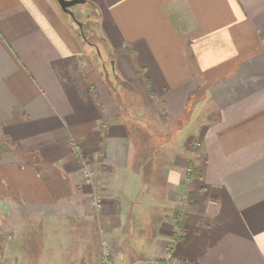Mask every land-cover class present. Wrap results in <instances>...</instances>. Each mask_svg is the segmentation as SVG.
<instances>
[{
	"label": "crops",
	"instance_id": "crops-1",
	"mask_svg": "<svg viewBox=\"0 0 264 264\" xmlns=\"http://www.w3.org/2000/svg\"><path fill=\"white\" fill-rule=\"evenodd\" d=\"M89 1L0 0V264H264V0Z\"/></svg>",
	"mask_w": 264,
	"mask_h": 264
},
{
	"label": "rangeland",
	"instance_id": "rangeland-1",
	"mask_svg": "<svg viewBox=\"0 0 264 264\" xmlns=\"http://www.w3.org/2000/svg\"><path fill=\"white\" fill-rule=\"evenodd\" d=\"M75 9H77L79 11V19L82 21V23L85 24V26H86V23L90 19H92V22H95L94 23L95 25H93L94 32L99 37L101 34H100V30H99V22H98V18H97V13H94L93 10L90 7H87L86 5H78L75 7ZM64 14H65L64 16L67 19L68 23L74 29L77 36L80 38L82 44L86 48L87 54L90 57V59L95 61V64L100 68V70L102 72L106 73L107 71H103V69H102V64H106V66H108V68H109V66H110L109 62H110L111 58L106 56L105 51H104L105 49L103 47V43H101V41H99L98 38H94V40L90 41L89 38H87L85 36V34L83 33V31L81 30L79 25L72 19V17L66 13H64ZM86 14H88V16L90 15L91 18H86V16H85ZM91 42H93V43H91ZM98 49L99 50L101 49L102 53L106 56V58H103L104 57L103 56V57H101L102 59H99V54H98L99 50Z\"/></svg>",
	"mask_w": 264,
	"mask_h": 264
},
{
	"label": "built area",
	"instance_id": "built-area-1",
	"mask_svg": "<svg viewBox=\"0 0 264 264\" xmlns=\"http://www.w3.org/2000/svg\"><path fill=\"white\" fill-rule=\"evenodd\" d=\"M82 175L84 178V182L86 184H92V185L94 184L93 173L90 169V166L83 158H82ZM102 255H103L102 264H114L113 253L111 251V248L106 242L103 245ZM168 258H171V253L168 254Z\"/></svg>",
	"mask_w": 264,
	"mask_h": 264
},
{
	"label": "trees",
	"instance_id": "trees-1",
	"mask_svg": "<svg viewBox=\"0 0 264 264\" xmlns=\"http://www.w3.org/2000/svg\"><path fill=\"white\" fill-rule=\"evenodd\" d=\"M87 7H90L94 13H97V18H98V22L100 21V12H99V9L96 5H94L93 3H91L89 0L87 1V3L85 4ZM62 12V11H61ZM63 15H65L63 12H62ZM86 18H91L90 15L88 16V14L85 15ZM82 22V21H81ZM95 22H92V19H90L87 23H86V26L85 24L83 23V27H84V34L87 38H89V40H94V38H98L97 37V34H95L94 32V28H93V25ZM93 43V42H91Z\"/></svg>",
	"mask_w": 264,
	"mask_h": 264
},
{
	"label": "water",
	"instance_id": "water-1",
	"mask_svg": "<svg viewBox=\"0 0 264 264\" xmlns=\"http://www.w3.org/2000/svg\"><path fill=\"white\" fill-rule=\"evenodd\" d=\"M59 6L60 10L64 13L70 14L72 17H75L71 8L77 4H86L88 0H54ZM80 27L82 24L80 22H76ZM84 35V34H83Z\"/></svg>",
	"mask_w": 264,
	"mask_h": 264
},
{
	"label": "flooded vegetation",
	"instance_id": "flooded-vegetation-1",
	"mask_svg": "<svg viewBox=\"0 0 264 264\" xmlns=\"http://www.w3.org/2000/svg\"><path fill=\"white\" fill-rule=\"evenodd\" d=\"M78 5H85V4H77V5H75V6H73L72 8H71V10H72V12L74 13V15H75V17H72L70 14H68V13H66V14H68V15H70L71 17H72V19L75 21V22H80L81 24H82V26L80 27L81 28V30L83 31V33H84V27H83V23L81 22V20L79 19V11L77 10V9H75V7L76 6H78Z\"/></svg>",
	"mask_w": 264,
	"mask_h": 264
}]
</instances>
